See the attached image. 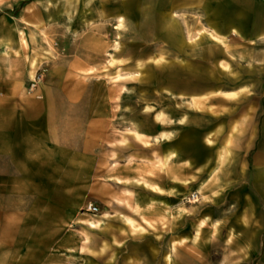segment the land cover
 <instances>
[{"label":"rangeland","instance_id":"rangeland-1","mask_svg":"<svg viewBox=\"0 0 264 264\" xmlns=\"http://www.w3.org/2000/svg\"><path fill=\"white\" fill-rule=\"evenodd\" d=\"M98 1L0 0V54L32 53L23 37L34 50L46 45L53 60L36 63L28 93L54 80L46 77L52 67L66 81L69 60L80 58L79 135L96 137L95 173L82 159L77 188L48 189L46 204L33 206L16 222V237L4 239L1 257L5 264H153L162 261L157 248L195 231L197 244L212 237L213 263L231 264L239 214L264 208L256 193L248 201L247 189L234 186L264 183L262 172H238V165H259L255 156L264 150V71L231 62V41L210 38L209 0H106V14H94ZM235 1L247 7L252 0ZM168 12L176 13L181 46L168 39ZM256 50L239 59L260 63ZM162 132L172 137L160 141ZM206 180L211 189L199 199Z\"/></svg>","mask_w":264,"mask_h":264},{"label":"crops","instance_id":"crops-1","mask_svg":"<svg viewBox=\"0 0 264 264\" xmlns=\"http://www.w3.org/2000/svg\"><path fill=\"white\" fill-rule=\"evenodd\" d=\"M98 2L102 5L96 6L94 3L91 6L94 14L97 11L106 14L109 4H106V0ZM206 3L204 14L218 38L216 41H231L227 45V52L234 58L230 59L231 62L240 64L244 69L264 71V1L252 0L247 7H240L235 0H209ZM67 9L71 8H65L66 13L70 12ZM81 9L83 7H79L77 13ZM73 12L70 19H73ZM166 16L170 22L167 28L169 41L177 46L183 45L182 35L174 20L176 13L168 12ZM73 21L79 22V16ZM64 25L67 26L68 22ZM19 40L27 48L30 47L32 53L18 54L14 50L0 54V246L6 243L5 238L16 237V222L25 220V215L33 212V206L46 204L48 189L77 188L82 159L89 160L87 165L93 168L91 173L94 174L96 168V137L79 135L80 86L74 77L80 58L73 56L69 60L68 69L62 75L66 81L57 80L60 77L59 68L52 67L46 77L54 80L40 85L34 93H28L26 85L33 80L36 63L40 61L43 65L53 60L52 57L48 58L49 53H44L48 50L43 43L35 44L40 49L34 50L33 45L26 43L23 37ZM253 45L258 48L255 53L258 52L262 60L257 61L260 63L254 61L249 67L244 61L246 59L239 58L249 57ZM224 64V59H216L219 71ZM242 87L221 92L239 93ZM181 119L179 125L185 122V119ZM169 139L159 137L160 141ZM249 147L243 151L249 153ZM235 152H238V158L243 157L238 150ZM255 157L259 165H238V172L264 173V150ZM206 183L207 180L196 188L199 199L207 197V191L211 189ZM235 184L243 190L247 189L248 194L243 193V198L249 201L256 197V193L264 205V187H261L264 183L252 179ZM221 221L216 220L214 229ZM195 234V231L190 237L183 234L179 240H171L166 249L157 248L162 261L153 264H224L222 260L213 263L208 258L212 237L207 238L205 244L203 241L197 244L196 239L191 241ZM2 252L5 254L9 249ZM230 252L231 264H264V208H249L247 214H239L237 225L232 230ZM4 258L0 255V264H5ZM135 259V264H145L139 258Z\"/></svg>","mask_w":264,"mask_h":264},{"label":"bare ground","instance_id":"bare-ground-1","mask_svg":"<svg viewBox=\"0 0 264 264\" xmlns=\"http://www.w3.org/2000/svg\"><path fill=\"white\" fill-rule=\"evenodd\" d=\"M123 25L120 23V25H119V28H121ZM208 34H210V33H208ZM214 40H218V38L215 36V35H210ZM117 46V45H116ZM228 95H232V93H230V94H228ZM200 98H202L203 96H199ZM194 104H196L195 102H194ZM156 119L158 120V121H160V122H165V119L163 118V116H162V114H160V113H158V114H156ZM184 119V118H183ZM182 121V120H181ZM160 137H162L163 139H166L167 137H171V135L169 134V133H167V132H162L161 134H160ZM197 197V200H193L192 201V203H197L198 201H199V199H198V196H196ZM194 198V197H193ZM174 248V247H173Z\"/></svg>","mask_w":264,"mask_h":264},{"label":"built area","instance_id":"built-area-1","mask_svg":"<svg viewBox=\"0 0 264 264\" xmlns=\"http://www.w3.org/2000/svg\"><path fill=\"white\" fill-rule=\"evenodd\" d=\"M86 209L92 213L97 212V207H95L93 204H89Z\"/></svg>","mask_w":264,"mask_h":264}]
</instances>
